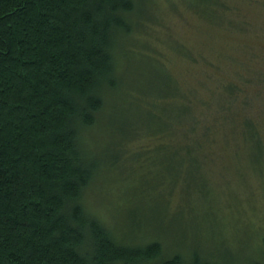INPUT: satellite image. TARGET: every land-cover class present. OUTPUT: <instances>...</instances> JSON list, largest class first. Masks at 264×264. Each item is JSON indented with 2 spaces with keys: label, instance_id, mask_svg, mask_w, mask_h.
<instances>
[{
  "label": "trees",
  "instance_id": "16d2710c",
  "mask_svg": "<svg viewBox=\"0 0 264 264\" xmlns=\"http://www.w3.org/2000/svg\"><path fill=\"white\" fill-rule=\"evenodd\" d=\"M210 2L227 7L222 0ZM141 4L0 0V264H217L190 250L166 255L157 238L122 241L83 200L103 161L124 157V143L143 130L158 135L153 124L162 117L168 118L163 122L168 140L149 153L153 165L164 150L198 163L211 155L217 138L228 130L245 131L244 126L254 144H262L258 95L264 70L237 66L207 95L197 94L195 84L194 92H182L157 56L144 50L134 61L127 55L131 47L117 45V38L144 24ZM117 50L131 63H148L153 79L134 85L125 71L119 78ZM119 93L136 96L129 105L137 117H123L119 109L120 131L130 133L120 140L107 136L103 160L88 145H100L93 129L100 113L112 110L109 96ZM192 170L186 166L187 175ZM246 259L238 264H264Z\"/></svg>",
  "mask_w": 264,
  "mask_h": 264
},
{
  "label": "rangeland",
  "instance_id": "374dc122",
  "mask_svg": "<svg viewBox=\"0 0 264 264\" xmlns=\"http://www.w3.org/2000/svg\"><path fill=\"white\" fill-rule=\"evenodd\" d=\"M222 1L226 8L210 0H142L146 16L139 19L144 24L137 25L129 36L117 38V45L131 47L127 55L134 61L144 50L157 56L182 92H194L198 87L197 94L203 96L237 66L262 72L264 0ZM114 55L119 78L126 72V80L134 85L153 79L148 63H140L139 58L134 63L124 60L118 50ZM109 97L111 117L100 113L92 132L100 145H88L103 160L107 136L120 140L130 133L127 128L120 131L117 112L122 108L123 117L133 115L134 106L129 104L136 98L121 93ZM258 97L263 98L259 106L261 145L254 144L244 126L245 131L242 127L236 132L228 130L217 138L211 155L199 161L201 166L191 159L196 157L170 155L166 150L157 154L160 161L153 165L147 160L149 153H154L160 141L168 140L163 123L168 118L162 117L153 124L158 125L160 139L157 133L147 135L143 130L124 143V157L103 161L83 196L88 210L122 241L161 240L166 255L180 251L187 255L190 250L217 264H238L246 258L264 262V83ZM186 166L194 168L192 174H186Z\"/></svg>",
  "mask_w": 264,
  "mask_h": 264
},
{
  "label": "bare ground",
  "instance_id": "6f19581e",
  "mask_svg": "<svg viewBox=\"0 0 264 264\" xmlns=\"http://www.w3.org/2000/svg\"><path fill=\"white\" fill-rule=\"evenodd\" d=\"M126 100V99H125ZM128 100V99H127ZM129 103V102H128ZM123 105H126L125 103H123ZM133 111V110H132ZM134 114V113H133ZM103 116V115H102ZM107 117V116H106ZM109 120V119H108ZM139 120V119H138ZM120 161V160H119Z\"/></svg>",
  "mask_w": 264,
  "mask_h": 264
}]
</instances>
